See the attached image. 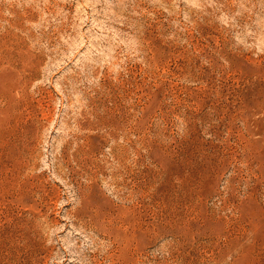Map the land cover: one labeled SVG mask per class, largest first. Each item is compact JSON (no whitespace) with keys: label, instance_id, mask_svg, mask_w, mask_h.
Returning a JSON list of instances; mask_svg holds the SVG:
<instances>
[{"label":"rangeland","instance_id":"rangeland-1","mask_svg":"<svg viewBox=\"0 0 264 264\" xmlns=\"http://www.w3.org/2000/svg\"><path fill=\"white\" fill-rule=\"evenodd\" d=\"M0 264H264V0H0Z\"/></svg>","mask_w":264,"mask_h":264},{"label":"bare ground","instance_id":"bare-ground-1","mask_svg":"<svg viewBox=\"0 0 264 264\" xmlns=\"http://www.w3.org/2000/svg\"><path fill=\"white\" fill-rule=\"evenodd\" d=\"M15 149V148H14ZM18 155V154H17ZM21 158V157H20Z\"/></svg>","mask_w":264,"mask_h":264}]
</instances>
